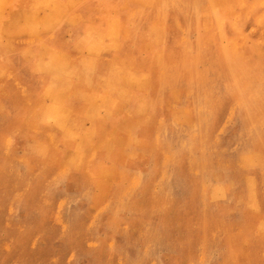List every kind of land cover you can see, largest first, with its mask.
I'll list each match as a JSON object with an SVG mask.
<instances>
[{"label": "rangeland", "instance_id": "1", "mask_svg": "<svg viewBox=\"0 0 264 264\" xmlns=\"http://www.w3.org/2000/svg\"><path fill=\"white\" fill-rule=\"evenodd\" d=\"M227 1L104 0L66 23L98 37L97 51L82 38L79 52L67 47L55 60L83 68L80 85L97 106L77 126L78 157L62 142L77 84L61 88L8 51L0 264H264V123L248 118L264 122V0ZM40 37L2 40L23 48ZM229 56L251 77L243 92Z\"/></svg>", "mask_w": 264, "mask_h": 264}, {"label": "bare ground", "instance_id": "2", "mask_svg": "<svg viewBox=\"0 0 264 264\" xmlns=\"http://www.w3.org/2000/svg\"><path fill=\"white\" fill-rule=\"evenodd\" d=\"M225 1V0H224ZM227 1V0H226ZM229 1H231V0H229ZM228 2V1H227ZM226 2V3H227ZM246 2V1H245ZM231 4V3H230ZM78 5H79V2L78 3H76V1H73V0H34L33 2H32V4H30V5H28V6H26V7H28V8H26V9H29V13H22V11H20L21 10V7H19V6H15V5H12L11 7H9L10 9L9 10H11L12 11V13H11V15H3L2 17H0V74L2 75V72H3V70L4 69H6V67H9L10 66V64H11V62H12V60H11V58L9 57V55H8V51H11V50H13V52H15L17 49H19V48H21V46L20 47H16L15 45H14V47H13V45H12V43H10V42H4V40H2V38L3 37H6V39H8L9 40V38L8 37H11V36H16L17 34H19V33H21L22 31H24V30H26V29H30V30H34L33 32L34 33H37V34H39V35H43V34H48V33H51L52 34V38L51 39H58V37H57V35H56V32H60L61 30V27L64 25V23L66 22V20L71 16V13L73 12L72 11V9L71 8H73V9H76V8H78ZM211 5H212V2H211ZM2 6H4L3 5V0H0V7L2 8ZM155 6H157V5H155ZM166 6H167V3H166ZM171 8H172V5H171V7H170V10H171ZM174 8H175V6H174ZM181 8V7H180ZM148 9V8H147ZM167 9H169V7L167 8ZM176 9V8H175ZM151 11V10H150ZM163 11V10H162ZM186 11V10H185ZM145 12H147L148 13V11H145ZM187 12H189L188 10H187ZM152 13H153V11H152ZM179 13V12H178ZM192 13V12H191ZM196 13V12H195ZM198 13V12H197ZM211 13V12H210ZM120 14V13H119ZM142 14H143V12H142ZM149 14V13H148ZM159 14V13H158ZM162 14H164V13H162ZM182 14V13H181ZM185 14V13H184ZM183 14V15H184ZM218 14V13H217ZM147 15V14H146ZM166 15V14H165ZM173 15V14H172ZM212 15V14H211ZM220 15V14H219ZM218 15V16H219ZM221 15H223V14H221ZM148 16V15H147ZM170 16V15H169ZM168 16V17H169ZM177 16V15H176ZM179 16H180V14H179ZM185 16V15H184ZM196 16V15H195ZM137 17V16H136ZM140 17V16H139ZM143 17V16H142ZM151 17V16H150ZM171 17V16H170ZM181 17V16H180ZM220 17V16H219ZM84 18V17H83ZM86 18V17H85ZM84 18V19H85ZM144 18V17H143ZM149 18V17H148ZM162 18H163V16H162ZM184 18V17H183ZM192 18V17H191ZM190 18V19H191ZM197 18V17H196ZM215 18V17H214ZM223 18H225V17H223ZM23 19V20H22ZM165 19V18H164ZM163 19V20H164ZM172 19V18H171ZM193 19V18H192ZM221 19V18H220ZM143 20V19H142ZM146 20H147V18H146ZM189 20V19H188ZM197 20H198V18H197ZM218 20V19H217ZM119 21V20H118ZM132 21H134V20H132ZM148 21V20H147ZM168 21V20H167ZM181 21V20H180ZM191 21V20H190ZM227 21H228V19H227ZM240 21V20H239ZM149 22V21H148ZM156 22V21H155ZM186 22V24L188 25V23H187V21H184V23ZM216 22H218V21H216ZM135 23V22H134ZM144 23V22H143ZM180 23V22H179ZM221 23V22H220ZM226 23V22H225ZM102 24H103V22H102ZM146 24V23H145ZM155 24V23H154ZM181 24V23H180ZM118 25H119V23H118ZM131 25V24H130ZM156 25V24H155ZM182 26H183V24H181ZM180 25V26H181ZM217 25V24H216ZM94 26V25H93ZM125 26V25H124ZM129 26V25H128ZM239 26V25H238ZM143 27V26H142ZM175 27V26H174ZM187 27V26H186ZM196 27V26H195ZM219 27V26H218ZM95 28H97V26L95 27ZM99 28V27H98ZM126 28V27H125ZM128 28V27H127ZM184 28H185V26H184ZM188 28V27H187ZM100 29V28H99ZM134 29V28H133ZM177 29H179V28H177ZM102 30V29H101ZM130 30V29H129ZM136 30H138V29H136ZM180 30V29H179ZM178 30V31H179ZM191 30V32H192V30L193 29H190ZM220 30V29H219ZM223 30V29H222ZM99 31V30H98ZM134 31V30H133ZM215 31V30H214ZM224 31V30H223ZM76 32V34L78 35V40L76 39V41L77 42H75V46H73L72 47V49L75 51L76 50V52H79L78 50H77V46H79V43H80V46H81V41H79V40H81L82 38H83V41L84 42H86L87 43V48H89V46H90V49L89 50H94V51H97V49H98V46L96 45L97 44V36H93V35H88L87 33L88 32H86V33H83V32H78V31H75ZM128 32V31H127ZM190 32V33H191ZM194 32V31H193ZM192 32V33H193ZM202 32V31H201ZM83 33V34H82ZM118 33H119V31H118ZM167 34V33H166ZM176 34V33H175ZM179 34V33H178ZM220 34H221V32H220ZM128 35V34H127ZM135 35V34H134ZM170 35H172V34H170ZM226 35V34H225ZM59 36V35H58ZM88 36H89V38H88ZM131 36V35H130ZM187 36V35H186ZM191 36V35H190ZM194 36V35H193ZM214 36V35H213ZM120 37H122V36H120ZM132 37V36H131ZM130 37V38H131ZM136 37V36H135ZM139 37V36H138ZM172 37V36H171ZM171 37H170V39H171ZM182 37H183V34H182ZM216 37H217V35H216ZM215 37V38H216ZM88 38V39H87ZM127 38H129V37H127ZM129 38V39H130ZM120 39V38H119ZM125 39V38H124ZM169 39V40H170ZM193 39V38H192ZM206 39V38H205ZM220 39V38H219ZM121 40V39H120ZM123 40V39H122ZM121 40V41H122ZM134 40V39H133ZM138 40H139V38H138ZM175 40V39H174ZM185 39H183V41H184ZM190 40V39H189ZM208 40H209V38H208ZM10 41H11V39H10ZM140 41V40H139ZM176 41V40H175ZM181 41V40H180ZM186 41V40H185ZM191 41V40H190ZM189 41V42H190ZM193 41V40H192ZM215 41V40H214ZM221 41V40H220ZM14 42V41H13ZM119 42V41H118ZM162 42H164V40L162 41ZM166 42V41H165ZM196 42V41H195ZM199 42H200V40H199ZM206 42V41H205ZM209 42H211V41H209ZM86 43H85V46H86ZM124 43V42H123ZM131 43V42H130ZM180 43H182V42H180ZM204 43V42H203ZM221 43H223V42H221ZM36 44V43H35ZM143 44V43H142ZM173 44V43H172ZM177 44H179V43H177ZM183 44V43H182ZM190 44V43H189ZM200 44V43H199ZM217 44V43H216ZM180 45V44H179ZM185 45V44H184ZM195 45H196V43H195ZM127 46V45H126ZM143 46V45H142ZM194 46V45H193ZM206 46V45H205ZM207 46H208V43H207ZM210 46H211V44H210ZM209 46V47H210ZM149 47V46H148ZM179 47V46H178ZM185 47H186V45H185ZM189 48L191 47V46H188ZM186 48V49H189V48ZM196 47H198V46H196ZM201 47H204V45L203 46H201L200 45V48ZM208 47V48H209ZM76 48V49H75ZM174 48H177V47H174ZM205 48V47H204ZM207 47H206V49H208ZM131 49V48H130ZM129 49V50H130ZM134 49V48H133ZM191 49V48H190ZM202 49V48H201ZM128 50V49H127ZM127 50H126V52H127ZM129 50H128V52H129ZM185 50V49H184ZM192 50V49H191ZM243 50V49H242ZM125 51V50H124ZM179 51V50H178ZM187 51V50H186ZM150 52V51H149ZM148 52V53H149ZM154 52V51H153ZM152 52V53H153ZM190 52V51H189ZM21 55H23V57L24 56H27V57H29V60H28V62H29V64H30V66L33 68V69H38V68H45V69H47L46 71H49V73H50V75H51V77H50V80H51V83H53V84H57V85H61V88H68V87H70L71 85H74V84H77V85H75L76 87H75V89H76V91H77V95H79V98H77L76 96V98L74 97V95H73V97L75 98V101H79V102H82L83 104H84V106L82 105V104H80L79 102H78V104L77 105H72L71 103H68L67 104V102H66V104H67V107H68V110H70L71 111V122L70 123H67L66 124V127H65V129H64V131H62V142H63V145H64V153L65 154H69L70 155V157H78V155H79V150H78V146H77V137H78V134H79V131H78V127L77 126H79V125H81V120H82V115H85L83 112H86L87 110L89 111V113L91 114V116L93 117V119H95L96 118V116H97V106L95 105V103H94V101H92V95H90L89 97L87 96V93H86V90H85V87L83 86V85H80L85 79H86V76H84V75H79L78 74V70H83V68H81V67H79V66H77V67H63V66H60V65H57V62L55 61L56 59H58V60H66L63 56L61 57L60 55H66V53L67 54H69L67 51L65 52V53H63L61 50H59V48H58V46L57 45H55V46H50V47H48V45H46V43H45V41H40V43H39V45H37V46H34V45H28V46H25V47H23V48H21ZM44 53H48V55H49V58H50V60H52L53 59V61L51 62L52 63V66H49V67H47L46 66V62H44V64H41L42 62H43V60H42V55L44 54ZM157 53H159V51L157 52ZM180 53V52H179ZM209 53V52H208ZM73 54V53H72ZM75 54V53H74ZM133 54V53H132ZM135 54V53H134ZM156 54V53H155ZM190 54V53H189ZM216 54V53H215ZM114 55H116V54H114ZM157 55V54H156ZM197 55V54H196ZM206 55V54H205ZM120 56V55H119ZM163 56V55H162ZM176 56V55H175ZM179 56V55H178ZM188 56V55H187ZM186 56V57H187ZM251 56H252V54H251ZM22 57V56H21ZM22 57V58H23ZM122 57V56H121ZM25 58V57H24ZM181 58V57H180ZM70 59V58H69ZM206 59H208V58H206ZM248 59H250V58H248ZM160 60V59H159ZM17 61V60H16ZM123 61H125V59L123 60ZM127 61V60H126ZM162 61V60H161ZM228 61L233 65V68H234V70H233V73H235V74H237L236 76H235V78H236V82H235V84L237 85V86H239L240 88H241V90H242V92L244 91V89H243V87H242V85L246 82V84H247V82L249 81V80H251V77H250V75L247 73L248 72V70H247V68L245 67L244 69H240L239 70V68L236 66V64H235V61H236V58L235 57H233V56H229L228 57ZM177 62H178V60H177ZM125 63V62H124ZM163 63V62H162ZM75 64V63H74ZM165 64V63H164ZM169 64V63H168ZM171 64V63H170ZM178 64H179V62H178ZM155 65V64H154ZM69 66V65H68ZM98 66V65H97ZM176 66H178L177 64H176ZM175 66V67H176ZM47 67V68H46ZM173 67H174V65H173ZM96 68V67H95ZM98 68V67H97ZM146 69L148 68V67H145ZM178 68V67H177ZM65 69V70H64ZM133 70V69H132ZM243 70H244V72H243ZM145 72L147 71V70H144ZM149 71V70H148ZM201 71H202V69H201ZM208 71V70H207ZM238 71V72H237ZM82 72H84V71H82ZM96 72H98L97 70H96ZM204 72V71H203ZM202 72V73H203ZM229 72V71H228ZM53 73H55L56 75H54ZM149 73V72H148ZM181 73V72H180ZM179 73V74H180ZM185 73H187V72H185ZM192 73V72H191ZM150 74V73H149ZM208 74V73H207ZM47 75H48V73H47ZM52 75H54V77L52 76ZM153 75V74H152ZM191 75V74H190ZM77 78H76V77ZM74 77L77 79V83H76V81L75 80H73L74 79ZM150 77V76H149ZM152 77V76H151ZM184 77V76H183ZM187 77H188V74H187ZM196 77V76H195ZM140 79H142V78H140ZM139 79V80H140ZM145 79V78H144ZM148 79H151V78H148ZM185 79V78H184ZM87 80V79H86ZM88 80H90V79H88ZM147 80V79H146ZM191 80L193 81L194 79H192L191 78ZM190 80V81H191ZM195 80H197V79H195ZM56 81H58V83L56 82ZM73 81V82H72ZM92 81V80H91ZM144 81V80H143ZM142 81V82H143ZM149 81H153V80H149ZM168 81V80H167ZM189 81V82H190ZM191 81V82H192ZM121 82V81H120ZM140 82H141V80H140ZM147 82H148V80H147ZM147 82H143V83H147ZM250 82V81H249ZM74 83V84H73ZM149 84V83H148ZM152 84V83H151ZM252 84V83H251ZM197 85H198V83H197ZM214 85V84H213ZM253 85V84H252ZM146 86V85H145ZM147 86H149V85H147ZM158 86V85H157ZM185 86V85H184ZM183 86V87H184ZM187 87V86H186ZM188 87H190V86H188ZM149 88H150V86H149ZM151 89V91L153 90V88L151 87L150 88ZM168 89V88H167ZM178 89V88H177ZM192 89H194V88H192ZM73 90V89H72ZM72 90H71V93H72ZM149 90V89H148ZM158 90H160V89H158ZM211 90V89H210ZM256 90V89H255ZM193 91V90H192ZM249 91H253V90H249ZM74 92V91H73ZM156 92V91H155ZM194 92V91H193ZM206 92V91H205ZM212 92V91H211ZM210 92V93H211ZM192 93V92H191ZM67 94V93H66ZM70 94V93H69ZM149 94V93H148ZM163 94V93H162ZM168 94V93H167ZM169 95V94H168ZM189 95V94H188ZM164 96V95H163ZM179 97V96H178ZM186 97V96H185ZM151 98V97H150ZM192 98V97H191ZM191 98H190V100H191ZM195 98V97H194ZM156 99V98H155ZM180 99H181V97H180ZM131 100V99H130ZM163 100V99H162ZM155 102H156V100H154ZM164 101V100H163ZM193 101V100H192ZM2 103V102H1ZM195 103V102H194ZM211 103V102H210ZM64 106V105H63ZM119 106V105H118ZM193 106V105H192ZM195 106V105H194ZM121 108H123V107H121ZM189 108V107H188ZM192 108V107H191ZM253 108L252 107H250V110H252ZM188 110V109H187ZM193 110H194V108H193ZM191 111V110H190ZM189 111V112H190ZM188 112V113H189ZM155 113V112H154ZM187 113V112H186ZM185 113V114H186ZM194 113V112H193ZM10 114V113H9ZM138 114V113H137ZM190 114V113H189ZM192 115V114H191ZM190 115V116H191ZM194 115V114H193ZM188 116V115H187ZM117 117V116H116ZM194 117V116H193ZM168 118V117H167ZM248 118L251 120V122L253 123V127H262V125H263V119H259V118H257V117H255L254 116V114H250V115H248ZM84 119V118H83ZM169 119V118H168ZM255 119H257V120H255ZM164 120H165V118H164ZM94 121V120H93ZM178 123V122H177ZM181 124V123H180ZM185 125V124H184ZM44 126V125H43ZM77 127V128H76ZM177 129V128H176ZM192 130V129H191ZM190 130V131H191ZM195 130V129H194ZM178 131V130H177ZM180 131V130H179ZM183 131V130H182ZM95 132V131H94ZM120 132V131H119ZM166 133V132H165ZM196 133V132H195ZM125 135V134H124ZM180 135V134H179ZM163 137V136H162ZM183 138V137H182ZM20 139V138H19ZM61 140V139H60ZM61 143V142H60ZM177 143V142H176ZM12 144V143H11ZM171 144V143H170ZM186 144V143H185ZM238 144V143H237ZM147 145V144H146ZM243 145H245V144H243ZM243 145H241V146H243ZM241 146H239V147H241ZM201 147V146H200ZM20 148V147H19ZM187 148V147H186ZM61 149V148H60ZM169 149V148H168ZM16 150V149H15ZM62 150V149H61ZM250 150V149H249ZM197 151V150H196ZM195 151V152H196ZM204 151V150H203ZM61 152V151H60ZM194 152V153H195ZM97 153V152H96ZM206 153V152H205ZM221 153V152H220ZM223 153V152H222ZM62 154H63V152H62ZM97 154H99V153H97ZM102 154H103V151H102ZM232 156V155H231ZM61 159V158H60ZM230 159H232V158H230ZM115 160V159H114ZM124 161V160H123ZM244 163V162H243ZM214 164V163H213ZM215 165V164H214ZM244 165L245 166H248V163H244ZM214 168V167H213ZM212 169V168H211ZM214 170V169H213ZM217 170V169H216ZM147 172V171H146ZM212 172V171H211ZM225 172V171H224ZM211 174V173H210ZM212 175V174H211ZM210 176V175H209ZM214 177V176H213ZM223 180V179H222ZM206 182V181H205ZM219 182V181H218ZM160 185V184H159ZM221 185H222V183H221ZM174 187V186H173ZM203 187V186H202ZM209 186H207V188H208ZM235 187V186H234ZM241 188V187H240ZM239 188V189H240ZM206 189V188H205ZM210 189V188H209ZM229 189V188H228ZM227 189V190H228ZM204 190V189H203ZM207 190V189H206ZM205 190V191H206ZM216 189L214 188L213 190H212V192H214V194L216 195V191H215ZM241 191V190H240ZM255 191V190H254ZM225 192V191H224ZM244 192V191H243ZM209 193V192H208ZM226 193V192H225ZM229 193V192H228ZM240 193V192H239ZM225 197H226V195H225ZM204 199V198H203ZM209 199V198H208ZM217 202V201H216ZM220 202V201H219ZM244 204V203H243ZM216 205V204H215ZM213 206V205H212ZM216 208V207H215ZM121 209V208H120ZM239 209V208H238ZM52 211V210H51ZM133 216V215H132ZM239 216V215H238ZM241 223V222H240ZM245 226V225H244ZM77 262V261H76Z\"/></svg>", "mask_w": 264, "mask_h": 264}, {"label": "crops", "instance_id": "3", "mask_svg": "<svg viewBox=\"0 0 264 264\" xmlns=\"http://www.w3.org/2000/svg\"><path fill=\"white\" fill-rule=\"evenodd\" d=\"M8 1L9 0H3V5L6 6ZM33 1L34 0H13V2H14L13 5L21 7L20 11H22V13H29V9H26V8H28L26 6L32 4ZM73 1H76V3L79 2L78 8H76V9L71 8L73 11L71 13V16L66 20L64 25L61 27V29H60L61 31L56 32V35L57 34L59 35V36L57 35V37H58L57 40L51 39L52 38L51 33L50 34L46 33L47 35L43 34V36L40 37L39 34L34 33L33 32L34 30H30L29 28L22 31L21 33L17 34L16 36L25 37V38L28 36H33V37L39 36L40 41H45V43H46V45H48V47L57 45L59 50H61L63 53H65L67 51V47L75 46V42H77L76 39L78 40V38H77L78 35L75 32L76 28H74L72 25H69V24L66 25V23L71 22L72 20H76V19H78V17H80V18L86 17L87 18L88 17L87 15L89 14L90 10L93 11L95 7H98L101 4L103 5V3H104V0H102V1H98V0H73ZM9 9L10 8H8L7 12L3 15H11L12 11ZM67 39H69L71 42L65 43V40H67ZM18 47H20V46H17V48ZM15 53L16 54H19V53L22 54L21 48L17 49ZM19 59L21 60V62L23 61L22 60L23 58L21 56ZM6 68H8V67H6Z\"/></svg>", "mask_w": 264, "mask_h": 264}]
</instances>
